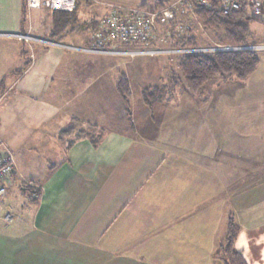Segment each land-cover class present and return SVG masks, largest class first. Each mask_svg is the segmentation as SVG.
Segmentation results:
<instances>
[{
	"label": "crops",
	"instance_id": "obj_1",
	"mask_svg": "<svg viewBox=\"0 0 264 264\" xmlns=\"http://www.w3.org/2000/svg\"><path fill=\"white\" fill-rule=\"evenodd\" d=\"M91 1L74 11L88 3L97 17L65 28L57 14L24 18L22 0H0V34L53 43L0 36V139L14 155L0 264H224L229 216L236 250L264 264V40L253 38L259 65L244 82L216 78L192 95L183 77L163 78L156 86L180 90L148 106L144 87L133 104L130 77L114 75L129 58L80 50L93 22L133 6ZM154 56L164 75L168 55Z\"/></svg>",
	"mask_w": 264,
	"mask_h": 264
},
{
	"label": "trees",
	"instance_id": "obj_2",
	"mask_svg": "<svg viewBox=\"0 0 264 264\" xmlns=\"http://www.w3.org/2000/svg\"><path fill=\"white\" fill-rule=\"evenodd\" d=\"M264 8V0H261ZM167 1H155L151 10H158L165 6ZM240 8L224 12L219 3L215 2L211 8H205L194 5L195 16L198 17L204 28L217 35L220 42L219 45H232L235 47L256 46L253 39L254 35L251 31V25L256 21L249 13L247 0H240ZM24 18L27 12L24 9ZM139 7H146L145 4ZM57 14L58 23L65 24V28L72 26L76 22V12H50ZM25 19L23 20V23ZM99 20L93 22L92 30L97 26ZM55 23V22H54ZM56 22V24H58ZM55 28V24H54ZM90 31V34L92 32ZM191 39V38H190ZM191 41V40H190ZM25 43V42H23ZM90 44V35H89ZM191 43L183 45V47L196 48L197 45ZM212 47V45H208ZM206 47V48H209ZM178 67L186 87L190 94L194 95L200 91L204 84L215 80L216 78L235 77L241 82L246 81L257 69L259 65V57L256 50H240L227 52H210V53H187L178 57ZM27 65V63H25ZM19 72H17L18 74ZM116 90L120 96L126 101L130 96L128 82L124 76H121L116 83ZM143 102L151 106L159 99V89L153 88L145 90L143 93ZM96 143V142H94ZM24 190H30L31 196L36 195L37 191L24 187ZM239 234V229L235 224L233 216H229L226 234L223 243L218 248L217 258L221 259L224 264H248L242 254L236 250L235 242ZM220 253L223 254L220 255Z\"/></svg>",
	"mask_w": 264,
	"mask_h": 264
},
{
	"label": "built area",
	"instance_id": "obj_3",
	"mask_svg": "<svg viewBox=\"0 0 264 264\" xmlns=\"http://www.w3.org/2000/svg\"><path fill=\"white\" fill-rule=\"evenodd\" d=\"M188 0H176L184 2ZM192 5L211 8L212 4L219 3L224 12L238 10L241 6L240 0H190ZM22 5L26 12L34 10H46L49 12H72L75 8V0H22ZM174 5L163 6L158 10H151L146 7L115 6L109 13L99 20L97 26L90 34V44L88 47L80 49L83 52L96 55L126 56L133 59L136 56H154L163 53H190L186 49H175L172 51H161L151 48L154 34L158 28L168 24L170 8ZM249 13L255 17L263 9L261 0H247ZM172 15V13H171ZM170 17V16H169ZM10 36L8 34H0ZM19 41L25 43L42 42L44 45L53 43L41 41L33 38L29 34L11 35ZM140 45V48H132L129 51L115 49L116 45ZM257 47H235L232 45H214L209 49L211 52H227L240 50H256ZM14 173V155L10 152L0 139V198L6 195V188L10 184V178Z\"/></svg>",
	"mask_w": 264,
	"mask_h": 264
},
{
	"label": "rangeland",
	"instance_id": "obj_4",
	"mask_svg": "<svg viewBox=\"0 0 264 264\" xmlns=\"http://www.w3.org/2000/svg\"><path fill=\"white\" fill-rule=\"evenodd\" d=\"M115 1L121 4L132 5L133 7L139 6L141 3H145L146 8H151L153 3H155V1H163V2L167 1L168 3H166L165 6L166 5L169 6L174 3V5H172L170 8V14H169L170 17L168 16V24L165 27L158 28L154 34L153 42L156 43L158 42V44L156 45L158 47L157 50H159L160 48L161 51H172L181 48V49L193 51L190 53H196V52L210 53L211 52L209 51L210 48H212L214 45H219L222 43L218 39L217 35L204 28L202 21H200L198 17L195 16V11H194L195 4L192 5L193 2L190 0L187 1L186 5L184 4V2H180V3L176 2V0H115ZM84 5L85 6L83 7L82 2H80L79 15L81 17H79V15L76 13L78 16L76 15V22L74 25L80 23V21L87 20L91 17L92 18L97 17V15L96 16L93 15V11L90 8V4L86 3ZM34 11H39V10H34ZM254 19H256V21L253 22V24L251 25V31L254 37H257L258 39L257 42H262L264 40V9H262L261 13L255 16ZM10 37L12 36L10 35ZM191 43H195L194 45H197V47L190 49H188L187 47H183V45L186 46ZM208 45H212V47H209ZM165 54L168 55L166 56V58L168 59V64L166 63L165 66L166 70H164L165 71L164 75H163V71L160 70L162 64H160L159 62H155L156 59H152L149 56L138 57L137 60L133 63H131L132 62L130 61L131 59H124L125 61L124 66L114 71V75H116V71L122 72L120 71L121 69L124 71V74L130 77V83L132 84L131 101L133 104L137 102L136 97H138L137 95L138 92H141L142 88L144 87L146 89L149 88V90L153 88L159 89V99L161 100L162 98L163 99L166 98V96L168 97L174 95L178 90H180L179 86H176V89H173L172 91H166L162 86L161 87L156 86L157 82L158 83L161 82L163 78L167 83L165 85L172 86V84H177L182 86V75L178 67V63H179L178 57L184 55V53L170 52ZM153 57H158V56H153ZM127 62H129V64ZM178 73L181 75V77L179 76ZM227 91L228 89L226 91H224V89L214 91L212 95V99H220L222 96L225 97ZM220 255L223 256L222 253H220ZM254 262H259V261L255 259ZM254 264H260V263H254Z\"/></svg>",
	"mask_w": 264,
	"mask_h": 264
}]
</instances>
